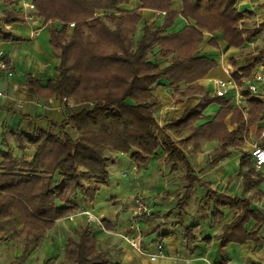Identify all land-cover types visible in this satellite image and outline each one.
I'll return each mask as SVG.
<instances>
[{
  "label": "trees",
  "instance_id": "1",
  "mask_svg": "<svg viewBox=\"0 0 264 264\" xmlns=\"http://www.w3.org/2000/svg\"><path fill=\"white\" fill-rule=\"evenodd\" d=\"M133 1L33 0L38 16L50 24V46L58 51L60 63L58 78L41 86L28 77L24 86L28 92L44 98H66L73 106L65 108L62 122L50 121L45 130L33 134L9 131L23 153L21 157L8 144L7 133L3 134L7 150H0V242L8 238L20 240L23 256L44 239L57 221L80 209L76 195H82L85 204L96 202L97 194L112 185L110 166L119 154H129L133 163L141 167L162 149L172 169L182 165L190 184L182 198L183 208L198 182L184 143L190 142L198 149L203 140L216 139L223 143L222 151L228 143L243 145L246 137L239 135L247 133L248 125L258 121L263 111L261 103L245 92L248 99L245 118L244 107H232L231 100L222 94L211 96L202 86L192 85L217 66L216 60L199 55L204 31L213 33L222 29L229 47L244 44L240 25L244 13L235 8L237 0H181L180 13L172 9L175 0H137L142 9L159 11L164 19L159 26L146 25L136 41L133 38L142 12L122 9ZM1 2L12 6L14 0ZM179 16L197 25L170 31ZM23 21L20 10H4L0 16V23L5 25ZM55 21L61 26L56 27ZM70 23H74L72 28ZM3 36L0 25V41L8 40L9 37ZM211 44L216 47L215 42ZM167 58L164 66L158 62ZM257 63V60L250 62L241 75L232 70L233 80L239 85L243 77L250 78ZM160 79L168 80L176 94L202 97L195 107L186 108L181 117L164 125L158 123L154 114L161 104L153 94ZM214 103L221 106L220 111L213 121L199 125L207 108ZM229 115L231 123L237 126L233 131L225 126ZM68 128H73L77 136H72ZM30 148L31 154H27ZM248 156L243 153L240 159V167L247 168V184L256 170ZM212 200H215L212 214L215 223L223 220L220 207L236 210L233 220L222 228L221 248L233 242H260L258 224L264 223V217L250 207L248 200L208 189L205 205ZM251 220L256 224L248 231L245 226ZM192 232L193 228L186 229L185 240L190 246L197 241ZM76 237L67 239L66 260L75 264H111L107 254L99 249L89 224L78 229ZM225 262L222 260L220 264Z\"/></svg>",
  "mask_w": 264,
  "mask_h": 264
},
{
  "label": "crops",
  "instance_id": "2",
  "mask_svg": "<svg viewBox=\"0 0 264 264\" xmlns=\"http://www.w3.org/2000/svg\"><path fill=\"white\" fill-rule=\"evenodd\" d=\"M124 8L129 11L140 9L142 12V20L135 33L136 40L141 38L146 25L159 26L163 23V13L154 9H142L137 0L128 6H122ZM235 8L244 13L240 25L245 42L241 47H229L222 29L203 33L204 40L200 44L199 55L216 60L217 66L192 85L202 86L211 96L223 94L219 81H234L232 70L235 69L241 75L242 69L254 60L258 63L251 78L260 73L264 75V0H237ZM8 9L20 10L24 21L12 25L0 23L4 31L3 37H9L8 40L0 41V55L12 61L15 68V74L11 78L0 73V150H7L3 143L4 133L18 131L33 134L45 130L50 121L62 122L65 107L71 104L70 100L66 102L55 97L44 98L36 92L27 91L24 83L28 77L36 79L41 86L58 78V51L50 46V24L38 16L33 0H14L12 6L1 2L0 16ZM172 9L180 13L183 10L182 1H173ZM54 25L61 26L58 21ZM187 25L197 24L179 16L170 31H179ZM212 41L216 43V47L211 44ZM168 59H160L158 62L164 66ZM184 88L185 86L182 87ZM153 94L161 102L154 113L160 125L181 117L186 108L195 107L202 98L200 94L182 96L174 93L166 79L159 80L154 86ZM235 94L232 91L225 97L231 100L232 107H244L247 118L248 99L244 97L243 103L239 105L235 102ZM80 107L81 105L78 109ZM220 109L219 104L210 105L198 124L213 121ZM260 114L258 121L248 125V132L239 135L240 138L246 137L243 145L228 143L226 150L222 151L223 143L216 139L203 140L198 149L190 142L184 143L188 161L198 182L194 184L183 208L182 198L190 184L182 165L178 169H172L162 149L158 151L159 155L152 157L148 164L141 167L133 163L129 154L117 155L114 164L110 166L112 185L97 194L95 203L80 204L87 215L81 214L80 208L57 221L44 239L35 244L30 249L32 252L19 264H35V259L38 263L42 262L41 264L48 260H51L49 264H60L65 257L64 248L68 237L77 238L73 232L88 224L93 236L98 239L99 249L107 254L111 264H220L222 260L226 261L223 264H264V223L258 224L261 238L259 243L248 240L243 244L233 242L221 248L222 228L233 220L236 210L229 206L220 207L223 220L215 223L212 219L215 200L208 206L205 205L207 191L211 189L234 199L248 200L250 207L264 217V166L255 170L250 181L247 178L248 184L245 180L247 168L240 167L243 153H247L248 159L253 161L254 139L264 131V114ZM225 126L228 131L236 129V124L231 123V115L226 118ZM168 132L179 141L180 138L172 130ZM7 142L10 147H15V142L9 135ZM224 152L226 153L223 154ZM18 153L20 154L19 151ZM139 191L147 194V202L153 210L155 208V213L140 220L139 230L128 231L129 213L134 207L130 200ZM113 197L115 200L111 202ZM91 215L100 218L102 223L92 222L89 217ZM255 224L256 221L251 220L246 224V230L250 231ZM187 228H193L192 233L197 239L192 246L187 245L185 240ZM123 229H127V239L121 236ZM132 237L139 241L140 250L130 245ZM57 247L60 252L55 251ZM19 251L18 256H21L24 251ZM55 253L59 255L56 256ZM154 254L158 257L152 260L151 255Z\"/></svg>",
  "mask_w": 264,
  "mask_h": 264
},
{
  "label": "built area",
  "instance_id": "3",
  "mask_svg": "<svg viewBox=\"0 0 264 264\" xmlns=\"http://www.w3.org/2000/svg\"><path fill=\"white\" fill-rule=\"evenodd\" d=\"M70 28L74 26V23L69 24ZM0 73L2 75H5L6 77H13L15 74V68L9 59H5L3 55H0ZM220 87L223 88V96H228L232 91H235V102L237 104L243 103L244 100V93L247 92L249 95L255 99H257L262 106V112L264 114V75L263 74H256L252 78H245L243 77L241 79V84H237L235 81L226 83L223 81H219ZM64 101H68L66 98H64ZM70 106H73L72 102ZM69 106V107H70ZM68 107V106H66ZM65 107V108H66ZM264 117V115H263ZM264 137V131L261 134ZM252 159L254 163V167L256 170H260L262 166H264V146L261 145H255L252 150ZM153 212V208L149 205L146 198L143 197V195H138V198L136 199V204L133 208V216L138 219L142 216L146 215L149 216ZM90 220L97 221V219L91 215ZM136 228H133L135 227ZM132 229L136 230L139 226V223H134ZM130 244L135 247L136 249L140 250V244L139 241L135 237L130 238ZM151 259L155 260L158 256L156 254L151 255Z\"/></svg>",
  "mask_w": 264,
  "mask_h": 264
},
{
  "label": "rangeland",
  "instance_id": "4",
  "mask_svg": "<svg viewBox=\"0 0 264 264\" xmlns=\"http://www.w3.org/2000/svg\"><path fill=\"white\" fill-rule=\"evenodd\" d=\"M137 32V31H136ZM136 37V36H135ZM135 37L133 38V41H136V39H135ZM152 59H154V56H153V54H152ZM156 59V58H155ZM58 131V130H57ZM68 132L72 135V136H74V137H76L77 136V133H76V131L73 129V128H68ZM173 133V132H172ZM7 135H9V133H7ZM175 138V137H174ZM176 139V138H175ZM255 141H254V143L253 144H255V145H261V146H263V144H264V137L262 136V135H258V136H256V138L254 139ZM13 148V150H14V154L16 155V156H18V155H22L23 153L22 152H20L18 149H17V147H16V145H15V147H12ZM18 151L20 152V154L18 153ZM31 151H32V149L30 148L29 150H27V154H31ZM134 169L136 170V166L134 167ZM134 169L132 168V170L134 171ZM110 173H111V170H110ZM103 189H107V188H103ZM138 195H144L143 197H145V196H147V194H145L143 191H139V192H137L136 194H135V196L132 198V200H130L131 201V205L133 204L134 206H135V204H136V199L138 198ZM82 195H80V194H78V195H76V197H75V201L77 202V203H80V204H82L83 202H82ZM146 198V197H145ZM148 198H146V200H147ZM115 200V197H113L112 199H111V202H113ZM149 200V199H148ZM83 205V204H82ZM81 205V207L80 208H82V213L81 214H83V215H87V214H85L86 212H85V210H84V208H83V206ZM112 205H113V203H112ZM127 208L129 207V206H126ZM134 208V207H133ZM126 209V208H125ZM133 212V211H132ZM132 212L131 213H129V219H128V231H131V230H133L132 229V227H133V224L134 223H140V220H142V217L141 218H138V219H136L134 216H133V214H132ZM155 213V208H154V210H153V212H152V215ZM152 215H150V216H152ZM90 217V216H89ZM95 217V216H94ZM96 219H97V221H93L92 220V222H97V223H102V221H101V219L100 218H97V217H95ZM133 228H136V226L135 227H133ZM78 229H76L74 232H73V234H74V236L76 235L75 234V232L77 231ZM137 230H139V227L137 228ZM129 233V232H128ZM121 236L125 239H127L128 237H129V235L127 234V229L125 230V229H123L122 230V232H121ZM8 241V242H7ZM10 241V242H9ZM4 242V243H3ZM0 243H3V245L1 244L0 245V264H19L20 262H22V260H23V258L25 257V256H27L30 252H32L31 250L27 253V255H25V256H23V253H22V255L21 256H18L19 254H18V252H20L19 250H21L22 249V244H21V242H20V240H15L14 238L13 239H11V240H4V241H2V242H0ZM40 243V242H39ZM35 245V244H34ZM34 245H32V247L34 246ZM131 245V244H130ZM132 246V245H131ZM31 247V248H32ZM133 247V246H132ZM133 248H135V247H133ZM136 249V248H135ZM55 251H59L60 252V249L57 247L56 249H55ZM55 255L56 256H58L59 254L58 253H55ZM69 262H71V261H68V260H66V258L64 257V260H62V262L60 263V264H66V263H69ZM35 264H41L42 262H39L38 263V261L36 262V259H35V262H34ZM73 263V262H72Z\"/></svg>",
  "mask_w": 264,
  "mask_h": 264
}]
</instances>
